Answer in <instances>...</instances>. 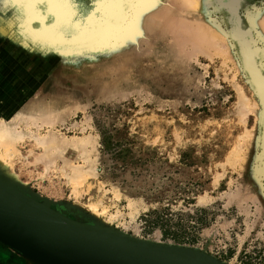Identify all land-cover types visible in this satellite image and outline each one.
Returning <instances> with one entry per match:
<instances>
[{
  "label": "rangeland",
  "instance_id": "1",
  "mask_svg": "<svg viewBox=\"0 0 264 264\" xmlns=\"http://www.w3.org/2000/svg\"><path fill=\"white\" fill-rule=\"evenodd\" d=\"M93 1L0 0V115L40 99L54 131L75 141L48 168L29 137L5 159L71 220L223 264H264V124L230 110L233 83L254 100L252 61L264 77V36L250 24L264 0H203L199 14L180 0H119L91 19ZM197 21L222 28L229 58L194 54ZM42 123L30 130L46 134ZM66 160L93 171L78 186ZM0 264L42 263L0 241Z\"/></svg>",
  "mask_w": 264,
  "mask_h": 264
},
{
  "label": "water",
  "instance_id": "2",
  "mask_svg": "<svg viewBox=\"0 0 264 264\" xmlns=\"http://www.w3.org/2000/svg\"><path fill=\"white\" fill-rule=\"evenodd\" d=\"M48 206L19 203L0 182V241L42 264H223L196 250L143 241L63 217ZM89 227V228H87Z\"/></svg>",
  "mask_w": 264,
  "mask_h": 264
},
{
  "label": "bare ground",
  "instance_id": "3",
  "mask_svg": "<svg viewBox=\"0 0 264 264\" xmlns=\"http://www.w3.org/2000/svg\"><path fill=\"white\" fill-rule=\"evenodd\" d=\"M94 1H93L94 6L92 7V9H90L89 12H86V13H88V15L87 14L86 15L89 18L93 19L98 14L99 15H106L112 11L111 6L105 7L102 4V0H97V1L94 0ZM180 2L182 3L183 6L187 7V9L189 11H191L192 13H195V14H199V12L202 10L201 6L204 3L203 0H180ZM166 4H168V3H166ZM160 9H162V8H160ZM152 12H153V10H152ZM74 16H76V15H74ZM151 16L154 17L153 15H151ZM158 16L159 15H156V17H158ZM262 17H264V16H262ZM202 18H204V17H202ZM42 19H43L42 15H40V17H39L38 15L35 16V14H33V20L34 21L41 22ZM140 19H141V21H143V23L141 22V24H144V25L147 24L148 19L146 20V23H145L144 18H140ZM164 19H167V18L165 17ZM156 22H158V21H156ZM169 22H170V20H169ZM172 23H173V21H172ZM196 24L198 26H196V28H194L193 38L195 39L194 40L196 43L195 46H197L198 51L195 49L196 53H194V54L197 55V54L205 53V56L207 57V59L209 61H212L214 56H217L220 54L226 56L228 54V52L230 51L232 46L230 44V41L227 39V34L222 30V28L216 22L205 24L203 22L197 21ZM250 24L253 26H258V28L260 27V30L258 32H259L260 36H262V37L264 36V18H260L257 15H251L250 16ZM169 26H171V24ZM46 29L48 30V28H46ZM192 29H193V27H192ZM43 33H45V31H43ZM58 35L56 34V37H54V36H52V33H51L50 36H52L53 39H50V41L56 40L60 36V35L59 36ZM237 51H240L239 48ZM227 57H228V55L226 56V58ZM195 58H197V56ZM194 60H196V59H194ZM226 61H227V59H226ZM251 63H252V65H251L252 68L251 67L250 68L253 71L255 78H256V81L255 80L254 81L257 83L256 84L254 82L257 85L256 89L253 85L250 84V88L252 89L251 95L254 96V100L251 99L248 96V94H246L245 90L243 89V87L240 84H238L237 82L233 83L234 90L236 91V97H235L234 102H232V104H231L230 110L235 115L240 117L242 120H245L250 113L257 112L256 119H257L258 124L261 125V124H264V77L258 72V70H256V66L253 63V61ZM239 69L241 70L240 67H239ZM229 70H230V68H229ZM239 71H238V73H239ZM231 76H233V78H235L234 74ZM245 76L248 79L246 74H245ZM222 78L224 79V77H222ZM233 78L231 80H233ZM14 103H16V102L14 101L12 104L11 103L10 104L13 105ZM16 105H17V103H16ZM20 112L21 113L16 114L13 117L12 116L11 117H2L0 115V182L3 183L4 185L8 186L9 188L13 189L14 196L16 197V200L19 203H23V201H29L30 203H32L36 206L40 205L42 207H46V206H48V202L42 201L41 196L32 194L30 192V190L28 188V183L23 182L20 179L18 174L13 170L14 166L12 167V165L8 162V160L5 159L4 155H6L8 158L13 157L14 156V149L16 148L17 144L20 142H23L27 137H29V138H32L35 142V145L37 147L41 148V150H42L41 155H38L37 159L41 160L45 164L44 166L46 168H48L50 165H55L54 163L56 162L58 155L63 154L64 151L68 147L72 148L73 142L75 144V141L70 140L71 141L70 142L66 138L63 139L61 135H58L57 132L54 131V126H55L56 121H57V116L55 115L53 117V114L55 113V111L45 110L41 105L40 99H37L36 101L31 100V101L25 103L24 106L21 107ZM38 120L43 122L42 125H45L46 127H48V130H47L46 134H44V135L40 134L39 131L33 132L30 130V127L32 126V124L38 126L37 125ZM22 122L24 123V126H26V128H24L23 130L22 129L20 130L19 126ZM39 127H41V126H39ZM90 138H91V136H90ZM90 138H89V140H90ZM80 141H83V139H81ZM86 141H88L87 138H86ZM86 141H85V143H86ZM87 144H88V142H87ZM78 145L80 146V144H78ZM80 154H84V153H80ZM230 154H231V152H230ZM232 154H234V153H232ZM232 154H231V156H233ZM237 154H239V151H235L234 156H236ZM59 156L61 157L62 155H59ZM231 156H230V158H231ZM234 156H233V160H235V158H236ZM238 159L239 158H237L236 160H238ZM93 160H96V159L93 158ZM225 161L227 163L228 159ZM232 163L235 164L234 162H232ZM228 164L231 166V161ZM88 165H85L83 167L82 166L72 167L70 162L68 160H66L65 166H68L70 168V172L68 174V176L70 178L69 181L70 182L72 181L76 185H78L79 183H77L76 181L79 180V178L82 179L81 177L84 174L88 173L89 171H93L94 167L92 168L91 164L89 166ZM60 211H62V210L59 209L57 211V213L63 214ZM62 216L66 217L65 215H62ZM115 218H116L115 215L114 216L111 215L108 222L114 223L116 221V220H114ZM116 222H118V221H116ZM81 223H83L84 225L91 226V227L93 226V229L94 230L96 229V231H98V232H104L105 230L106 231L108 230V232L111 231V228H108L102 224H92V223L90 224V223H87L84 221L83 222L81 221ZM87 228H89V227H87Z\"/></svg>",
  "mask_w": 264,
  "mask_h": 264
},
{
  "label": "snow or ice",
  "instance_id": "4",
  "mask_svg": "<svg viewBox=\"0 0 264 264\" xmlns=\"http://www.w3.org/2000/svg\"><path fill=\"white\" fill-rule=\"evenodd\" d=\"M119 0H102V4L105 6V7H109V6H112L116 3H118ZM62 6H65V5H62ZM67 6H71V5H67Z\"/></svg>",
  "mask_w": 264,
  "mask_h": 264
}]
</instances>
